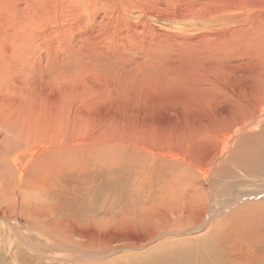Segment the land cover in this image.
<instances>
[{
    "label": "rangeland",
    "instance_id": "obj_1",
    "mask_svg": "<svg viewBox=\"0 0 264 264\" xmlns=\"http://www.w3.org/2000/svg\"><path fill=\"white\" fill-rule=\"evenodd\" d=\"M76 1L63 5L64 10L51 18L42 16L39 0L6 1L9 11L19 14L5 18L11 22L7 32L20 36L14 45L21 54V97L40 87L46 95L67 80L74 101L85 104L78 115L80 128L73 130V145L64 147V155L47 148L38 164L21 149V183L39 185L29 189L21 184L18 200H35L40 210H26L10 199L12 204L9 200L0 204V213L13 215L22 238L44 258L56 253L71 258L94 237L109 248L99 261L85 262L93 258L86 254L84 261L62 264H264V172L231 165L242 159V149L249 150L251 136L264 133V97L254 107L255 114L235 102L257 85V76L264 77V0ZM169 93L183 102L172 101ZM169 99L176 109L166 101L159 106L160 100ZM207 103L211 107L214 103L213 108ZM156 109L162 113L158 119L150 115ZM138 119L136 138L129 144L116 142L123 133L118 132L121 125ZM156 120L161 122L153 125ZM194 135L195 144L207 145L208 152L201 148L199 157L193 153L194 145L185 141ZM161 136L180 142L169 144ZM199 160H214V169L227 166L230 173L209 180L204 168H195ZM42 161H51L54 167L44 168ZM174 175L196 183V192L209 202L197 229L186 227L155 238L138 234L136 241L116 228L108 229L119 219L123 223L122 218L142 224L146 214L141 206L148 205ZM215 199L219 201L214 203ZM2 215L0 230L6 235L0 241V264L13 261L7 256L9 249L19 254L16 264H49L26 248L28 244L20 245L21 240L8 235ZM21 255L31 262L22 261Z\"/></svg>",
    "mask_w": 264,
    "mask_h": 264
},
{
    "label": "bare ground",
    "instance_id": "obj_2",
    "mask_svg": "<svg viewBox=\"0 0 264 264\" xmlns=\"http://www.w3.org/2000/svg\"><path fill=\"white\" fill-rule=\"evenodd\" d=\"M6 1L7 0H0V204L6 202V200H7V202H9L11 199L12 202L14 201V204H20L21 206H19V207H23L26 210H28V207H31L33 210L39 211L40 205L38 204L37 201H36V203L33 202L35 200L30 202L27 197L20 199V201L18 200L19 196L17 195V193L21 189V184H24V187L25 186L29 187V189H32V188L37 187L39 185V183H34V182H24L23 181L21 183V169L19 168V165L21 164V149L24 150V154H26V152H28L31 155V158L29 161H31L32 159L33 160L35 159V161H37L38 164L41 162V158L45 155V153L47 151H50L49 149H53V150L57 151V153H59V155H62V154L64 155L65 154L64 153L65 152L64 147L69 149L68 147L73 145V144H71V139H72L71 137L73 136V133H74L73 130H76V128H78V127L80 128V126H79L80 125L79 124L80 116L78 118V115L80 113L79 111L83 110V108H81V107L85 103L81 106L80 103L78 102L79 100L74 101L75 97L72 96V92H71L72 86H71V83H68L67 80H64L63 82H59L58 84L56 83L58 89H54V91H53L52 90L53 88H52L50 93H48L46 95H45V90L42 87H40V88L36 89L34 93H30L27 97H21V84H20L21 81L19 78V72H20L19 66H21V57H20L21 54H20V49L16 45H14L15 42H16V44L19 43L20 36H18V34L14 35L16 33L13 34V33H11L12 31L7 32L8 29L6 30V27H7V25L11 24V22L8 18H5L8 16L9 17L12 16V18L13 17L18 18L19 14L14 13V11L10 12L9 11L10 8H9V6L6 5ZM39 1H40V3H42L41 6L44 7V15H42V16L49 17V18H51L52 16L56 17L58 12H59L58 10H60V11L64 10L63 5H67L70 2H73V0H64L60 3V0H59V4L56 5V4H54V0H39ZM78 1L79 0H77L76 2H78ZM93 2H94V0H93ZM54 6H56V11H55ZM82 8H83V6H82ZM19 9H21V8H19ZM35 11L36 10H34V12ZM19 13H20V11H19ZM177 16H179V15H177ZM22 19H23V17H22ZM19 26H20V24H19ZM10 28L11 27H9V30H11ZM19 30H17V31H19ZM21 33H23V32H21ZM21 38L23 39V36H21ZM24 42H25V40H24ZM30 70H32V69H30ZM257 77L260 78V79H256L257 85H252L253 88L250 87V89L248 91L245 90L246 95L243 99H240V101H238V100L235 101L237 105H239V103H240L241 109L246 110L248 112H251L252 114H255L254 107H256L258 105V103L260 101L259 98L261 97V99H262V97H264V77H261V76L260 77L257 76ZM79 81H80V79H79ZM47 83H48V80H47ZM40 84H41V82H40ZM56 84H54V85H56ZM54 85H52V86L56 88V86H54ZM30 86H32V85H30ZM22 88H24V87H22ZM83 89H85V88H83ZM176 89L178 90V88H176ZM86 90H88V88ZM75 91L79 92V90H75ZM95 92H97V91H95ZM242 94H245V92H243ZM37 95L40 97H38ZM169 95L171 96L172 101L179 100V97H176L175 93H172V94L169 93ZM74 96H76V94ZM213 96H212V98H213ZM237 97H238V94H237ZM239 98H240V96H239ZM171 100L170 99L168 101L167 100H164V101L160 100L158 102L159 106H160V104L163 105V103L165 101L169 102L168 105H170V104H172ZM190 100H192V99H189V101ZM193 100L195 101V99H193ZM214 100L216 101V103L217 102L219 103V100L218 101L216 99H214ZM81 101L83 102V99ZM179 101L181 103L182 100H179ZM166 102H165V104L167 105ZM175 102H173L174 105L176 104ZM201 102L204 103L203 101H200L199 102L200 105H201ZM178 104H179V102H178ZM190 104H191V102H190ZM213 104H211L212 107L209 104L208 105L211 108H213ZM221 104H223V103L221 102ZM156 106L158 108V104H156ZM176 106L175 107L173 106L174 108L173 107L171 108V105H170V108L172 110H174V109H176ZM186 106H188V105H186ZM40 107H42V108H40ZM89 107H91V106H89ZM205 107H206V105H205ZM87 108H88V106H87ZM168 108H169V106L167 107V109ZM206 108H208V107H206ZM164 109H163V112L167 111V110L164 111ZM202 109H203V107H202ZM91 110H93V109H91ZM204 110H206V109H204ZM208 110H209V108H208ZM208 110L206 112H210ZM210 110L213 111L214 109L213 110L210 109ZM87 111H88V109H87ZM159 111L161 112V110L156 109V111H154L155 113L154 112L150 113V115L155 117L154 119H156V118L158 119V117H160V115L162 116V113L161 114L158 113ZM177 111H178V107H177ZM93 112H94V110H93ZM151 112H152V110H151ZM175 113H176V111H175ZM214 113H212V114H214ZM223 114H225V113H223ZM91 116H92V113H91ZM164 116H163V118H164ZM87 117H90L89 114ZM224 117L226 118L225 115H224ZM231 117L232 116H230V118ZM235 118H236V116H235ZM125 119H127V118H125ZM160 119H162V118H160ZM166 119H168V118H166ZM81 120H83V119L81 118ZM142 120L145 121V119H142ZM130 121L125 123V124L123 123L124 125L122 124L123 126L121 125V127L119 128L118 132L119 133L123 132V133L120 135L121 138L119 137L116 139V142L121 141L124 144H129L130 140H133L136 138L135 136H137V133L139 132V131H136V129L138 130L140 128V126H138V124L141 120H139V121L136 120L138 123L136 121H135V123L134 122L132 123ZM150 121H152V119ZM222 121H223V119H222ZM226 121H229V120H226ZM81 122H83V121H81ZM157 122H161V121L156 120V121H153L152 124L156 125ZM187 123H189V121ZM211 123H213V122H211ZM222 123L224 124V122H222ZM141 125H143V124H141ZM180 125H182V124H179V126ZM211 125H213V124H211ZM217 125H220V123ZM151 127L153 128V126H151ZM158 129H160V127ZM192 129H194V128L192 127ZM152 130H154V129H152ZM135 131H136V134H135ZM160 138L166 139L167 143H169V144H171L172 141H176L174 138H172V137L168 138L167 136H161ZM250 138L253 142L248 145L249 150L247 151V149H246L247 147L244 150L242 149V151L244 153L242 159L240 161H238L237 164H234V163H236V162H234L231 165H234L239 170H245V171H248V170L249 171L250 170H259L260 171V170H262L264 172V133L255 134V135L251 136ZM185 141L194 145V148L192 150L194 151L193 153L195 154V157H199L198 151H200L201 148H206V150H204V152L205 153L208 152L206 143H204V144L200 143V145H199L200 147L198 146V144H195V142H197V135H194ZM176 142L179 144L180 141L179 142L176 141ZM254 143H256V144L259 143V144L254 146L253 145ZM47 148H48V150L46 151ZM60 148H62V149H60ZM139 150H141V149H139ZM96 153H98V152H96ZM207 155L209 156V154H207ZM207 155L205 154V156H207ZM10 156H12V157L10 158ZM195 159L196 158H194L193 160H195ZM42 163L44 165V168L54 167V165L52 164L51 161H42ZM143 163H145V162L143 161ZM196 163H199L200 166H197V164L195 165L193 163L195 165V168L196 167H197V169L204 168L205 169V172H204L205 176L208 177L209 180L212 179L211 176L214 177L216 175H220V173H227V174L230 173L226 169L227 166H226V168L222 167L221 170L214 169L213 168L214 160L210 161V162H206V160H202V161L199 160V161H196ZM66 164H67V162H66ZM70 165H71V161H70ZM8 166L9 167L13 166V168L15 170H13V171L10 170V172H8V170H9V169L7 170ZM215 166H217V165L215 164ZM20 167H21V165H20ZM31 169H33V168H31ZM17 171H18V178H16L17 176L15 177V174L17 173ZM208 172H209V175H208ZM50 173H52V172H50ZM47 178H49V177L47 176ZM47 178H46V180H47ZM212 183H214V182L212 181ZM195 185H196V183L193 184V182H188V179L184 175L171 176V179L168 180V186L165 188L162 187L159 191H157V194L150 197L149 198L150 201H148V205L144 206V204H143L141 206L142 207L141 208L142 214H146L145 219L143 220L142 224H140L139 222H132L127 218H122V219H125L123 223H121L122 220L119 219L118 223H114L111 226L108 225L110 227H108V226L107 227H108V229L116 228L117 231L121 232L120 235H122V234L123 235H130V236H128V237H130L129 239H133L135 241L138 239V234H143L144 235L143 237L147 236V237L155 238L157 236V234H159V233L166 234V235L167 234H175V233H178V232L184 230L186 227H190L191 229H197L199 227V225H201L204 222V217L206 216V214L208 212L209 202L205 198V195L202 196L198 192H196L197 189L195 188ZM199 185H200V183H199ZM199 185H198V187H199ZM211 185L213 186V184H211ZM215 195H217V194H215ZM32 199H33V197H32ZM215 200L216 201H214V203L219 201L217 199H215ZM12 202L10 204H12ZM25 205H26V207H24ZM5 207L7 208L8 206L6 205ZM7 212H9V211H7ZM2 213L4 214L5 211ZM2 213H0V215H2ZM10 215H11L10 213H9V215H5V216L2 215L4 222H7V224L4 223V226L7 225V228H6L7 232H9V234L8 233L7 234L9 236L13 235L14 239H17L18 242H20L19 240H21L20 245L28 244L25 246L26 248H28L29 250L36 253L35 254L36 256H38L40 253L41 256L44 258L42 252L38 248L33 247L31 243H29L27 240L22 238L21 231H20L19 227L17 226V224L14 222L15 219L12 218L13 215L11 217H9ZM152 218L153 219L155 218L156 220L153 222L151 220ZM26 219H28V218H26ZM36 224L37 223H35V225ZM45 230H48V229L45 228ZM45 230H44V232H45ZM5 232L6 231L4 229L0 230V241H2V239L5 238V235H6ZM8 237H7V239H8ZM86 243H87V245L81 246L80 251L78 250V252H76L73 256H71V258L67 257V256H59V255H57V253L54 255L45 256V258L47 259L49 264H52V263H54V264H60L61 263L62 264L65 261L68 262L70 260L71 261L72 260H78V261L82 260L86 254H89L93 258L89 257V259H86L85 262H87L89 260H91V261H93V260L97 261L98 260L99 261L101 256H103V252H107V250H109V248L106 247L107 245H105L106 244L105 241H103L100 238L97 239L96 237H94L92 240H90L89 242L87 241ZM94 247L98 248L99 251L101 250V253L94 251V250H96ZM60 249H63V246H61ZM64 250L65 249H63L62 252ZM7 253H8L7 256L10 260L16 261L19 257V254L17 252L11 251V249H9V251H7ZM25 257L27 259L24 260L23 255H21V260L22 261L24 260V262H31V261H28L29 258L27 256H25ZM86 258H88V255ZM13 261L10 262V264H16ZM82 261H84V260H82Z\"/></svg>",
    "mask_w": 264,
    "mask_h": 264
}]
</instances>
